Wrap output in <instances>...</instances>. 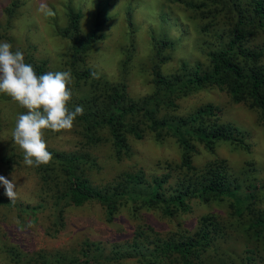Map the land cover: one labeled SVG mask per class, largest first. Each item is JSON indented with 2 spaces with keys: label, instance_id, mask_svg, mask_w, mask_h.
Masks as SVG:
<instances>
[{
  "label": "trees",
  "instance_id": "1",
  "mask_svg": "<svg viewBox=\"0 0 264 264\" xmlns=\"http://www.w3.org/2000/svg\"><path fill=\"white\" fill-rule=\"evenodd\" d=\"M124 20L130 37L120 45L118 62L120 80L111 82L101 76L93 77L94 70L84 66L94 42L103 38L101 22L95 18L91 29L81 26L78 9L65 3V23L54 24L56 33L65 39L68 71L72 85L88 84L81 98L72 95L68 107L80 105L84 111L74 122L82 148H92L109 141L111 155L121 160L130 154L128 137L140 139L145 135L161 143L173 138L179 149L176 162L156 161L164 172L146 173L142 169L120 171L111 181L94 183L90 177L96 165L88 161V152L49 149L51 162L37 167L42 188L38 205H47L55 211L47 231L55 234L62 228V211L66 206L95 202L103 212V220L110 223L114 215L125 210L139 216L142 209L156 210L160 215L174 218L191 210L192 201L254 200L251 194L241 196V187L248 184L229 169L222 158H215L197 167L192 163L198 146L212 151L217 140L245 146L242 131L229 122L219 120L217 107L205 102L186 114H177L178 100L196 91L216 88L224 91L230 101L255 109L264 122V0H166L178 3L187 12L198 34V48L203 60L178 59L175 67L171 50L175 42L166 34L149 30L150 90L138 97L131 96L122 77L128 71L133 51V7L124 0ZM107 0L100 6L107 7ZM16 2L10 3L7 16L13 15ZM157 21L166 22V12L156 14ZM26 63L30 64L28 60ZM169 64V65H168ZM38 75L45 73L44 62L31 64ZM74 93V92H73ZM50 131V130H45ZM9 165L11 157H5ZM14 162V161H13ZM173 171H176L173 174ZM264 195V192L262 193ZM262 206L244 208L251 212L248 222L252 247L246 260H251L259 247L264 249V196ZM0 201L20 212L34 213V207ZM239 215L242 209H235ZM222 221L214 214L198 216L192 231L177 225L169 234H158L149 224L136 223L129 240L110 244L109 250L99 242L83 239L77 249L39 248L22 251L15 246L7 248L6 255L13 264H110L130 257L136 264H233L231 253L218 242L223 237ZM142 249L143 252L141 251ZM212 253V255H211Z\"/></svg>",
  "mask_w": 264,
  "mask_h": 264
},
{
  "label": "rangeland",
  "instance_id": "2",
  "mask_svg": "<svg viewBox=\"0 0 264 264\" xmlns=\"http://www.w3.org/2000/svg\"><path fill=\"white\" fill-rule=\"evenodd\" d=\"M13 0H0V41H8L13 50H20L24 59L30 64L44 62L45 73L49 71H64L67 68L68 47L64 38L59 36L54 24L62 26L65 23V3L78 9L82 16L81 26L91 29L95 18L100 20V32L103 38L94 42V48L89 52L84 66L91 67L97 76L108 81L120 80L118 62L122 57L119 46L129 42L127 27L124 20V0H107V7L100 6L104 0H43L55 13L46 17L37 9L42 0H14L11 17L6 11ZM133 7L134 31L132 40V56L128 71L122 77L128 93L133 97L141 96L150 90L149 72V30L153 28L160 34H166L174 40L175 46L171 50L172 62L167 69L175 67L178 59L191 61L203 60L198 48V34L193 23L187 16L182 5L166 0H128ZM11 9V8H10ZM166 12L167 21H157L156 14ZM73 83L72 95L81 98L87 90L88 84ZM210 102L217 107L219 120L237 126L243 134L245 146L233 145L227 140H217L212 151L198 146V153L193 154L192 163L199 167L204 162L222 158L229 169L239 179L248 184V190L241 187V196L251 194L254 200H211L206 203L192 201L191 210L174 218H167L156 210L142 209L139 216L129 215L125 210L118 211L113 220L107 223L103 220L102 208L95 202H86L78 206L69 205L62 211L63 225L55 234L47 229L54 224L55 211L47 205L40 206L42 199L37 167H29L23 162V153L14 144L11 132L18 114L27 110L19 106L11 97L0 93V175L12 179L16 184L18 198L8 200L4 195V188L0 185V197L8 202L34 207V213L20 212L5 202L0 201V264H13L6 255V249L15 246L22 251L45 248L75 249L83 239L99 242L105 250L110 244L122 243L129 240L136 223H146L153 231L169 234L176 230L177 225L193 230L198 216L214 214L223 223L224 234L219 240L220 247L231 253L233 264H264V249L259 247L251 260H246L247 249L252 247L253 241L249 237L248 222L251 212L244 206L249 201L251 208L262 206L264 192V122L258 117L255 109L248 108L242 103L230 101L227 94L216 88H206L196 91L178 100L177 114H186L194 107ZM47 148L63 151L84 150L90 155L88 161L96 165L91 169L90 177L94 183L111 181L120 171L142 169L144 172L155 174L164 172L163 168L155 166L156 161L169 160L176 162L179 149L173 138H166L163 142L154 141L145 135L140 139L128 137L130 154L121 160H115L111 155L109 141L92 148H82L77 128L59 133L44 132ZM11 157L9 165L4 161ZM14 161V162H13ZM176 171H173L175 174ZM242 209L238 215L235 209ZM250 245V246H249ZM142 249L141 251L143 252ZM147 251V250H146ZM212 255V253H211ZM104 264V263H103ZM106 264V263H105ZM110 264H136L135 258L130 257Z\"/></svg>",
  "mask_w": 264,
  "mask_h": 264
},
{
  "label": "clouds",
  "instance_id": "3",
  "mask_svg": "<svg viewBox=\"0 0 264 264\" xmlns=\"http://www.w3.org/2000/svg\"><path fill=\"white\" fill-rule=\"evenodd\" d=\"M46 17L54 11L42 2L37 9ZM96 78L97 74H92ZM72 74L68 70L49 71L38 75L31 64L25 62L20 50H13L8 41H0V93L5 94L27 111L18 114L11 137L23 153V162L29 167H39L51 162L53 154L48 151L44 139L45 130L59 133L71 130L83 107H68L72 100ZM0 185L8 200L18 198L16 184L0 175Z\"/></svg>",
  "mask_w": 264,
  "mask_h": 264
}]
</instances>
